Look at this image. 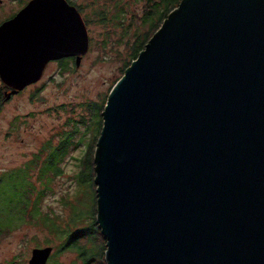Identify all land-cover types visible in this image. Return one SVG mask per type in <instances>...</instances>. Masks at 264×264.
Wrapping results in <instances>:
<instances>
[{
	"label": "water",
	"instance_id": "water-1",
	"mask_svg": "<svg viewBox=\"0 0 264 264\" xmlns=\"http://www.w3.org/2000/svg\"><path fill=\"white\" fill-rule=\"evenodd\" d=\"M90 49L69 0L0 25L8 98ZM95 150L108 264H264V0H182L112 88ZM52 246L29 264H48Z\"/></svg>",
	"mask_w": 264,
	"mask_h": 264
},
{
	"label": "rangeland",
	"instance_id": "rangeland-1",
	"mask_svg": "<svg viewBox=\"0 0 264 264\" xmlns=\"http://www.w3.org/2000/svg\"><path fill=\"white\" fill-rule=\"evenodd\" d=\"M69 1L81 6L87 17L90 49L80 65L73 57L68 70H63L61 63H52L42 80L10 98L0 77V176L7 170L26 165L37 154L41 156L39 168L48 156V144H59L63 134L76 124L74 143L62 163L63 172L53 176L39 209L45 215L59 217L54 220L59 229L78 231L75 235L89 252V264H108L107 240L100 225L87 230L98 213L95 183L97 140L93 161L89 147L94 140L91 132H98L101 121L98 111L91 122L90 115L92 105H97L96 110L103 105L105 110L112 88L124 76L130 60L129 45L127 39H121L122 30L118 25L101 23L98 15L104 8L103 4L97 0ZM11 16L0 14V25ZM123 36H126L125 32ZM37 174L38 169L33 180L37 179ZM38 189H42L41 184H38ZM34 195L32 200L36 198ZM73 207L83 210L88 216L73 221ZM89 216L94 217L88 219ZM24 222L21 228L10 231L9 221L0 219V264H29L34 248L48 246L54 248L48 264L87 263L83 253L66 248L70 232H56L40 219L30 216Z\"/></svg>",
	"mask_w": 264,
	"mask_h": 264
},
{
	"label": "trees",
	"instance_id": "trees-1",
	"mask_svg": "<svg viewBox=\"0 0 264 264\" xmlns=\"http://www.w3.org/2000/svg\"><path fill=\"white\" fill-rule=\"evenodd\" d=\"M97 1L100 4H103L104 7L100 10L98 15L99 19H101V23L105 25L110 23L118 25V28L122 30L121 39H127V44L129 45L128 52L130 55V60H128L126 64L127 69L131 67L133 61L138 59L140 53L146 48L154 34L160 30L169 15L178 8L182 2V0ZM78 8L83 14V8L81 6H78ZM83 17L85 21H87V17L84 16V14ZM124 32L126 36H123ZM70 64L71 61L61 62L63 70H68ZM126 70H124V75L126 74ZM96 109L97 105H92L90 122L96 111H98L97 115L101 117V121L97 133H92L90 131L91 134H94V140L89 147V154H92L90 156L91 161H93L92 156L94 144L96 143V140L98 142L104 125L102 113L104 106L99 105L98 110ZM76 130V124H74L72 129L63 134L59 144L56 146H53L50 143L48 144V156L39 168H37V166L39 165L41 156L37 154L26 165L7 170L0 176V219L9 221L11 225L10 231L21 228L25 223L24 221L30 216L32 219H40L45 225H48L51 230H55L56 232L59 231L61 233H64L65 231L68 233L70 232L67 238L66 248L83 253L87 260L86 264H89V252L82 247L78 237L75 235L78 231L72 232V230L67 231L69 229L65 231L59 229L57 223H55L56 221H54L55 219H59V217L52 214L45 215L39 209L41 198L46 190L49 189L53 176L59 175L63 172L62 163L68 155L69 147L74 143L73 137ZM36 169H38L37 179L33 180ZM84 173L85 171L82 172L80 176L81 179L84 177ZM38 184H41L42 189H38ZM33 195L36 196L37 199L35 198V200H32L31 197ZM76 208L77 207H73V221L80 219L82 216H88V213ZM4 209L6 210L4 211ZM94 212L92 215H94ZM93 217L89 216L88 219H93ZM18 222L19 224H17ZM92 222L93 224L87 229L89 231L95 229L96 225L99 224L97 219Z\"/></svg>",
	"mask_w": 264,
	"mask_h": 264
},
{
	"label": "flooded vegetation",
	"instance_id": "flooded-vegetation-1",
	"mask_svg": "<svg viewBox=\"0 0 264 264\" xmlns=\"http://www.w3.org/2000/svg\"><path fill=\"white\" fill-rule=\"evenodd\" d=\"M8 1V2H7ZM24 1L25 0H0V14H10V15H12L11 17L13 18V17H15L23 8H25L26 7V5L31 1H29L27 4H25V5H17V6H15L16 4H23L24 3ZM11 3H12V5H11ZM15 6V7H14ZM73 58H76V57H73ZM63 61H68V62H70V57H68V58H64V59H62V60H55V61H50L48 64H47V66H46V69H45V72H44V75H45V73H46V71H47V69H48V67H49V65L50 64H52V63H61V62H63ZM44 77V76H43ZM33 85H35V84H33ZM30 86H32V85H30ZM30 86H28V87H30ZM27 87V88H28ZM26 89V88H25ZM24 89V90H25ZM13 89L12 88H10L9 86H7L6 84H5V93L8 95L9 93H11V91H12ZM23 90V91H24ZM22 92V91H21ZM21 92H19V93H21ZM18 93V94H19ZM18 94H15V95H18Z\"/></svg>",
	"mask_w": 264,
	"mask_h": 264
}]
</instances>
